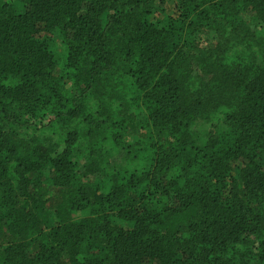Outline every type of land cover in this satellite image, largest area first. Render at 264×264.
<instances>
[{
	"label": "trees",
	"instance_id": "16d2710c",
	"mask_svg": "<svg viewBox=\"0 0 264 264\" xmlns=\"http://www.w3.org/2000/svg\"><path fill=\"white\" fill-rule=\"evenodd\" d=\"M165 3L0 0V264H264V0Z\"/></svg>",
	"mask_w": 264,
	"mask_h": 264
},
{
	"label": "rangeland",
	"instance_id": "374dc122",
	"mask_svg": "<svg viewBox=\"0 0 264 264\" xmlns=\"http://www.w3.org/2000/svg\"><path fill=\"white\" fill-rule=\"evenodd\" d=\"M175 2H176V0H166V3L163 7L164 8L170 7L172 9H174L175 8ZM160 15L162 16V14H160ZM55 37H57V41L54 42V46L58 49V51H62L60 49V43H61L60 38L57 35Z\"/></svg>",
	"mask_w": 264,
	"mask_h": 264
}]
</instances>
